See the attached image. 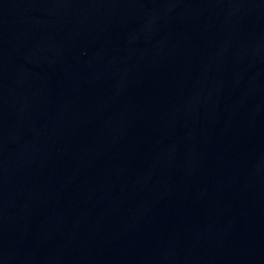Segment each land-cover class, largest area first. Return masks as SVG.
Segmentation results:
<instances>
[{
  "label": "water",
  "instance_id": "water-1",
  "mask_svg": "<svg viewBox=\"0 0 264 264\" xmlns=\"http://www.w3.org/2000/svg\"><path fill=\"white\" fill-rule=\"evenodd\" d=\"M0 264H264V0H0Z\"/></svg>",
  "mask_w": 264,
  "mask_h": 264
}]
</instances>
